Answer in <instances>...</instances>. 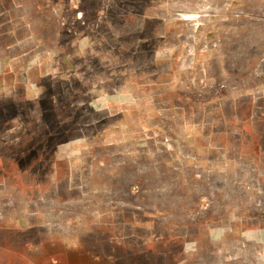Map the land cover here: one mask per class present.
<instances>
[{
	"label": "rangeland",
	"instance_id": "rangeland-1",
	"mask_svg": "<svg viewBox=\"0 0 264 264\" xmlns=\"http://www.w3.org/2000/svg\"><path fill=\"white\" fill-rule=\"evenodd\" d=\"M0 264H264V0H0Z\"/></svg>",
	"mask_w": 264,
	"mask_h": 264
},
{
	"label": "crops",
	"instance_id": "crops-1",
	"mask_svg": "<svg viewBox=\"0 0 264 264\" xmlns=\"http://www.w3.org/2000/svg\"><path fill=\"white\" fill-rule=\"evenodd\" d=\"M236 226V225H235ZM225 235H227V233L226 232H224L223 233V235L222 236H219V238L222 240H224V241H229V240H233L234 242H236V241H238V243L240 242V237L239 236H233V237H231V236H225Z\"/></svg>",
	"mask_w": 264,
	"mask_h": 264
}]
</instances>
